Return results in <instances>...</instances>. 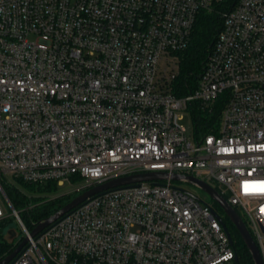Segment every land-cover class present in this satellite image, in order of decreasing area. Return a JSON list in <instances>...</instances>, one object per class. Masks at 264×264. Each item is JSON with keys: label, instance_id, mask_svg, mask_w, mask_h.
<instances>
[{"label": "built area", "instance_id": "obj_1", "mask_svg": "<svg viewBox=\"0 0 264 264\" xmlns=\"http://www.w3.org/2000/svg\"><path fill=\"white\" fill-rule=\"evenodd\" d=\"M205 11L222 26L178 97V53ZM193 110L217 115L208 133L180 125ZM151 172L227 195L264 261V0H0V225L24 234L0 261L26 240L6 264H238L224 217L170 178L91 196L36 235L46 218L29 229L5 190L8 176L79 177L78 196Z\"/></svg>", "mask_w": 264, "mask_h": 264}, {"label": "trees", "instance_id": "obj_2", "mask_svg": "<svg viewBox=\"0 0 264 264\" xmlns=\"http://www.w3.org/2000/svg\"><path fill=\"white\" fill-rule=\"evenodd\" d=\"M221 26V16L218 13L205 11L199 15L188 47L178 53L179 74L173 83V93L178 97L185 96L196 88L205 61L215 44ZM219 105L220 104L216 106V112L219 111ZM191 116L197 136L202 133H208L214 121L217 120L216 114L210 116L207 112L203 111L193 110ZM78 178L79 177L73 178V181ZM23 185L29 190H36L39 192H50L59 188L55 182L45 183L44 186L37 184V189L34 188V185L36 184L23 182ZM5 190L15 207L20 204L22 205L28 200L27 195L15 186L9 187L8 189L5 188ZM75 196H71L70 194L61 195L44 204L46 206H44L43 209L37 208L38 210L34 211L36 221L51 216L70 202ZM224 198L227 199V195H224ZM214 207L218 212L223 213L216 202H214ZM236 210L241 215L239 209ZM224 221L233 239L234 247L238 256V264H254L244 240L233 223L227 216L224 217ZM8 247L9 245L7 243H0V258Z\"/></svg>", "mask_w": 264, "mask_h": 264}, {"label": "water", "instance_id": "obj_3", "mask_svg": "<svg viewBox=\"0 0 264 264\" xmlns=\"http://www.w3.org/2000/svg\"><path fill=\"white\" fill-rule=\"evenodd\" d=\"M183 180L187 181L189 183H192L194 185H197L201 187L221 208L225 216H227L230 221L233 223L239 234L241 235L242 239L244 240L251 256L254 261V264H264L261 252L256 245L252 235L250 234L246 223L240 216V214L237 212V210L228 203V201L211 185L207 184L206 182L196 179L191 176H183L179 174H168L163 172H151V173H140V174H134L127 177H120L117 179H113L110 181H107L105 183H102L100 185L94 186L83 193L79 194L75 198H73L70 202H68L65 206H63L61 209H59L57 212H55L50 217L46 218L44 221L38 224V226L33 230L32 235H36L41 230H43L45 227L50 225L52 222L57 220L58 218L62 217L64 214L68 213L75 207L79 206L81 203H83L86 199H88L91 196L97 195L99 193H102L104 191H107L109 189L117 188L120 186H132L136 185L141 182H148V181H162V180ZM217 214V213H216ZM219 218L221 216L217 214ZM224 228L226 230L227 227L225 224ZM18 231L14 228H11L7 231L4 239L6 242L11 244L14 239L18 236ZM26 240H24L16 249L15 251L6 257L4 260L0 261V264H6L9 260H11L17 252L22 248V246L25 244ZM236 261L238 263V257L236 258Z\"/></svg>", "mask_w": 264, "mask_h": 264}, {"label": "rangeland", "instance_id": "obj_4", "mask_svg": "<svg viewBox=\"0 0 264 264\" xmlns=\"http://www.w3.org/2000/svg\"><path fill=\"white\" fill-rule=\"evenodd\" d=\"M180 125H182L183 127H185L189 134L190 131L192 130L193 127V120L191 117V114L189 112H185L183 119L180 121ZM7 180L9 182L12 183V186H15L17 188H19L22 192H24L27 197L28 200L23 203L22 205H18L15 208L20 211V215L24 221V223L26 224V226L31 229L33 226V221H36V217H35V212L36 210H38L37 208H44V204H46L48 201L61 196V195H66V194H70L71 196H75L78 194V192L80 191L79 186L82 184V180L80 178L76 179L73 181V184H67L65 187H60L57 188V190H53L50 192H46V191H32L27 189L24 185L23 182L18 180V179H13L11 177H6ZM174 186L186 189L188 191L193 192L194 194H196L202 201L213 205L214 206V200L199 186L194 185L192 183H189L187 181H183V180H175L173 181ZM42 186L45 185V183L41 184ZM10 186L5 185V188L8 189ZM38 185H34V188L37 189ZM11 200V199H10ZM0 202L2 204L3 209L6 211L7 214H10L12 209L10 207V205L7 203L4 195L2 194V192L0 191ZM28 206H30L32 208L31 211L28 212L27 208ZM222 215V217H225V214L220 213ZM7 223L6 224H1L0 225V232L5 233L8 229L10 228H14L18 231V233H20V238H22L24 236L23 232L21 231L20 225L18 224L17 220H15L12 216H9V218L6 220ZM19 239H16V242H18ZM4 237L0 236V242H4Z\"/></svg>", "mask_w": 264, "mask_h": 264}]
</instances>
